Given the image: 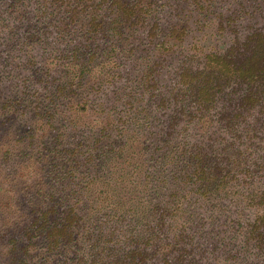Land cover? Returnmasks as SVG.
I'll return each mask as SVG.
<instances>
[{"label": "trees", "instance_id": "obj_1", "mask_svg": "<svg viewBox=\"0 0 264 264\" xmlns=\"http://www.w3.org/2000/svg\"><path fill=\"white\" fill-rule=\"evenodd\" d=\"M168 1L0 0V264H264V0Z\"/></svg>", "mask_w": 264, "mask_h": 264}, {"label": "rangeland", "instance_id": "obj_2", "mask_svg": "<svg viewBox=\"0 0 264 264\" xmlns=\"http://www.w3.org/2000/svg\"><path fill=\"white\" fill-rule=\"evenodd\" d=\"M162 2L164 4H168V7H166V11L164 10V12H160V14H159V17L161 18V23H163V21H165V20H166V22H168L167 16L169 14V8H170L169 7L170 2L168 0H158V4H161ZM34 6H35L34 3H30L28 6L29 11L32 13H33L34 8H35ZM32 13H31V15H32ZM28 21H29V23L34 22L32 16L28 17ZM28 21H26V22H28ZM165 24H167V23H165ZM27 25L28 24H26V27H27ZM26 27H24V25H19L17 22L14 23L13 25L9 24L10 30H13V32L15 33V36H16V37H14V40L15 39L18 40L19 43L11 44V48H9V49L7 47H4L5 39L7 38L6 35H4V41L0 45V66L3 67L0 69V71L4 77L3 80L5 81V83H3V82L1 83L2 84L1 86L2 87L4 86V88H8L15 81V80L13 81L12 79H10V77H9V76H11V68H10V66H11L10 60L11 59L10 58L14 59L13 60L14 62L12 61V64H15V65L22 67L23 65H25L26 61L28 60V55L30 54L29 56L32 57L33 63L35 64L34 68L36 69V67H38V66L40 67V64H41L40 61H42L43 58L45 57V55L47 54L46 47L48 48V50L52 47V46L49 47L46 45L39 46V45L34 44L33 46L30 47V49H27V47L24 46L25 45L24 42H25V38L29 36L30 30H28V27L27 28ZM248 27H250V26H248L246 23H241L238 27L239 30H237V31H239L238 33L244 34L245 32H247ZM25 28H26V30H24ZM208 32H209V28L205 29L203 31L204 34L203 33L202 34L206 35ZM48 36H52V38H53L54 35L52 33H50ZM191 36H192V38L197 37L195 34H192ZM1 37L3 38V36H1ZM44 42L52 45L54 41L47 39ZM13 45H14V47H13ZM187 48L188 47L186 46L185 49H187ZM43 51H45V53H43ZM185 52H186V50H185ZM41 56H42V58H41ZM175 58H178V56H175ZM169 70H170V73L174 71L171 68H169ZM28 73L29 72H27L26 75ZM7 77H9V80L7 79ZM260 136L262 138V135H260ZM254 160H256V159H254ZM254 178H255V180H254L255 183L253 182V184L251 186H253L255 189H258L260 191L264 190V170L259 171V173L257 175H255Z\"/></svg>", "mask_w": 264, "mask_h": 264}]
</instances>
